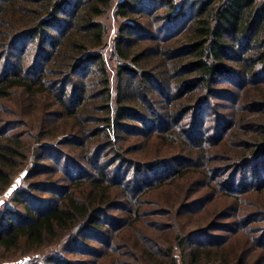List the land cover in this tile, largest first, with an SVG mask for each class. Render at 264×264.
I'll return each instance as SVG.
<instances>
[{"label": "trees", "instance_id": "obj_1", "mask_svg": "<svg viewBox=\"0 0 264 264\" xmlns=\"http://www.w3.org/2000/svg\"><path fill=\"white\" fill-rule=\"evenodd\" d=\"M141 1L119 2L118 14L124 19H131ZM164 1L170 9L164 13L165 20L172 24L175 35L169 38L147 37L146 33L137 36L138 30L147 32L148 29L137 23L136 19L124 21L119 28L115 52L121 61L117 68V105L114 107L111 77L101 50L105 45L107 27L98 19L112 6V0H79V5L75 0H0V62L19 42L28 38L36 40V44L30 48H34L35 52L40 51L45 60L37 77L31 75L34 67L27 71L22 59L20 67L11 73L0 70V112L17 114L13 107L10 109L16 100L21 105L28 104L32 110L29 115L31 129L40 127V134L36 135L8 132L9 127L0 133V193L11 184L19 170L22 164L18 163L20 157L28 158L27 154L31 152L39 160L45 159L43 150L46 146L42 140L49 134L47 132L58 130L61 126H65V133H68L67 130L74 132L67 142L83 147L84 158L88 162L94 148L92 138L89 137L94 133L100 135L102 141L96 148L117 146L110 132H115V140H120L123 117L130 110L136 113L137 109L132 103L138 97V91L132 93L129 87L137 78L141 79L144 97H148L150 91L157 89L158 85L171 88L170 108L162 116L165 119L159 128L168 121L180 126L179 122L185 114L191 111L196 113L191 126L194 129L190 132L179 129L182 135L188 137L180 139L181 142H173L179 144L176 147L178 152L174 154L176 156L163 157L158 154L149 161H141L130 167L136 174H142L135 181L134 194L129 192L123 179H111V182L104 168H94L96 174H85V170L76 168L80 170L81 176L74 177L75 173H71L69 179L74 181L75 189L83 186L82 182L89 181L90 187H87L84 195H78L73 189L70 194L63 195L55 207L45 212L35 213L30 205H26V221L19 224L9 221L10 231L0 235V248L11 250L19 245L37 248L55 242L63 235L72 236L74 240L82 237L85 230L91 229L98 231L101 234L100 241L110 247L106 251L108 253L99 256L100 260H105V263L100 264H132L124 259L134 258L131 251L121 253L118 248L120 244L115 241L116 236H109L111 228L117 232L120 227H127L136 231L132 234L142 235V248H138L142 253L136 252L139 264H233L234 261L238 264H251L245 260V248L230 245L232 237L229 243L219 242L222 236H208L207 241L194 240L199 235H207L209 229L190 231L175 221V215L180 217L194 205L188 202L198 189L194 181L186 182L191 173L188 168L210 170L206 162L209 160L206 149L213 142H207L199 126V109L201 104L217 93L216 83L220 76L236 75L239 78L243 88L237 103H243V110L253 117L242 115L234 121L221 123L222 128H218L216 136L212 137L218 142L215 146L223 148L230 137L239 138L237 132L244 128V124L254 126L251 124L254 123L253 114L260 112V121L255 122L259 135L255 131L250 139L239 138L240 145L235 156L242 157L237 162L240 170L245 164L264 160V0H189L190 16L185 13L187 5L179 7L177 11L174 0ZM68 14L72 15V20L64 23L65 19L60 15ZM50 28L59 31L58 37L54 36ZM135 34L138 38H134ZM47 42L50 49L45 47ZM88 64L92 65L88 69L89 74L93 73L100 78L96 83L99 89L94 94L89 93L84 78L78 82L73 81L70 87L58 88L60 82L68 84ZM174 87L175 94L172 93ZM73 90L79 91L74 96V104L68 103L65 96ZM53 107H56V111H53ZM38 112L42 114L39 121L34 118ZM63 118H72L73 121L62 124ZM208 119L202 120L201 125ZM49 122L54 124L51 129H47ZM231 129H237V132L227 139L223 133ZM164 130L167 135L177 134L175 128L167 127ZM27 135L29 138H25ZM167 135L162 138L169 139ZM55 136L57 133L53 132ZM35 139H39L38 142L41 140L40 144L34 145ZM189 146L195 153H182ZM117 153L119 159L125 160L118 150ZM73 158L68 157L69 161L76 159ZM230 158L233 157L219 152L217 161ZM260 168L256 170L254 166L253 178H262L259 176ZM233 179L235 177L225 181L220 188L237 190L236 183L231 181ZM244 179L248 180V177ZM166 184L169 186L159 191L161 193L153 194V199L143 200L146 194ZM115 188L119 189L118 194H114ZM121 197L130 201L128 222L125 219L122 225L124 219L120 217H109L108 221H102V213L119 204ZM148 204L158 206V211L154 213L155 225L149 229L145 228L148 224L142 213L143 206ZM163 204L171 209L163 207ZM200 208H204L203 203ZM195 212L193 214H198V210ZM216 214L217 218L221 216L222 219L227 213ZM169 216H173L175 223H166ZM163 230L167 231V238L160 241L157 235L165 232ZM110 238H113L114 245L112 242L109 245ZM114 249H117L116 254L121 256L120 259L111 256Z\"/></svg>", "mask_w": 264, "mask_h": 264}, {"label": "rangeland", "instance_id": "obj_2", "mask_svg": "<svg viewBox=\"0 0 264 264\" xmlns=\"http://www.w3.org/2000/svg\"><path fill=\"white\" fill-rule=\"evenodd\" d=\"M75 1L76 4L79 5V0ZM122 1L123 0H112V6L106 10L103 16L98 18L104 22L107 27L105 45L101 50L106 59L111 77L112 91L114 93L112 102L114 107L117 105V68L119 62L121 61L115 52V45L121 24L124 21L136 19L135 21H137V23L144 25V27L148 29L147 32L146 30H138L136 32L137 36L144 35L146 33L147 37L151 36L161 38L163 36L165 38H169L176 34L174 28L171 27L172 24L165 20L164 13L170 9L169 4L164 0H142L131 19H124L118 14L117 5ZM174 1L177 6V11L179 7L187 5L185 13L186 16H190L191 10L188 3L189 0ZM60 17L65 19L64 23L72 20L71 14H68L67 16L60 15ZM50 29L54 36L58 37L59 31L54 28ZM134 38H138L136 37V34L134 35ZM35 44L36 40H31V38H28L26 41L24 40L21 43L19 42L0 62V70H7L11 73L12 70L20 67L22 59L26 70H30L34 67L31 75L34 77L39 76L43 66L45 65V60H43L40 51L35 52L34 48H30ZM45 47L50 49L48 42ZM138 47L139 45L136 49H138ZM91 66V64L85 65L78 73L75 74L71 81H68V84L60 82L58 84V88L61 90L70 87L73 81L78 82V80L84 78L86 79L85 84L89 87V93L94 94L95 90L99 89V86L96 85V83L100 78L93 75V73L89 74L88 69ZM238 79L239 78H237L236 75L220 76L216 83L217 93L214 97L210 98L206 103H203L200 106L199 116L201 120L198 121L199 126L202 127L201 129L204 133V137L206 140L208 139L207 142H213V145L206 149V154L209 157V160L211 159V161H206L208 162V168L210 170L200 169L198 167L188 168V171L191 173L186 182L194 181L197 183L198 190L197 192H194L195 194L192 196V200L188 202L189 204L194 205L190 206V209L180 217L175 215V221L181 223L183 228L187 227L190 231L209 229L207 235H199L194 240L200 239L207 241L208 236H222L219 242L225 243L229 241L230 237H232L230 239V245L240 247L241 249L245 248L246 261L251 264L256 262L264 264V160L257 161L255 164H252V162L250 164H245L246 166L242 167L240 170L237 162H239L242 157L236 158L235 156L237 147L240 145V139H250L252 135H254L255 131L258 134V128L255 126V122L260 121V112H255V114H253L254 123L251 124H254V126H247V124H244V128H242L239 132H237V129H231L223 133L226 134L225 137L228 139L231 134L237 132V135H240V139L233 136L230 137L228 141L225 142V147L223 148L220 145L215 146V143L218 142H215L213 139V136H216L215 134L218 128H222L221 123H224L225 121H234L235 118H241L242 115H245L246 117H253L249 113L246 114V111L243 110V103H237V97L243 88L242 85H240L241 81H238ZM140 80V78H137L136 82L129 87L130 92L132 93H137L136 91H138V97L132 103L134 108L137 109L135 111L136 113L130 112V110L123 117V127L119 133L121 137L120 140H115L117 138L116 133L112 130L110 132L111 138L116 141L115 143H117V146H110L109 148L101 146L96 148L98 143L102 141L101 136L94 133L93 136L89 137V139L92 138L91 141L94 148L91 152L93 156L89 158L88 162L87 158H84L86 156L83 153V147L69 144V142H67V139L71 138L74 135V132L67 130L68 133H65V126H61L58 130L54 129L51 132H47L49 134H47V137L45 136L42 140V144L46 146L43 150L45 151L43 154L45 155L44 160H39L38 156L34 157L31 152L27 154L28 158H19L18 163H22L19 170L16 172L11 184L0 193V235L6 234L10 231L9 221L16 224L26 221L28 213L26 205H30L32 210H35V213H39L48 211L49 208L55 207V205L62 200L63 195L66 193L70 194L73 189L76 190L78 195L83 196L87 187H90L89 181L82 182L84 185L76 187L75 189L72 183L74 181L69 179L71 173H75L74 177H76V175L81 176L80 170H85V174H96L94 168H104L107 171L110 180L123 179L124 185L129 187L128 189L130 193H133L136 191L135 181L138 179V176L142 175L136 174L133 169L130 168L133 164H138V162L141 161H149L152 157H157L158 154H162L163 157L176 156L174 154H177L178 150H176V147L178 148L179 144H175L173 142H181L182 140L180 139L188 137L186 134L182 135L181 130L182 132H186V130L190 132L191 129H194L191 126L195 121L196 113L191 111L188 114H185L179 122L180 126H178V124L175 126L174 123L172 124L167 120V124L159 128L161 126L160 124H162L165 119L163 118L164 113L170 108L171 88H163L161 85H158L156 86L157 89L150 91L148 97H144ZM78 92L79 91L77 90H73L71 93L69 92L65 94L67 102L74 104V96H76ZM172 93H176L175 87ZM199 93L202 94V92ZM151 99H153V101ZM12 107L17 111V114H6L0 112V133L6 131V128L9 127L7 130L8 132L17 131L23 132L24 134H40L39 126L31 129L29 124V115L32 110H30L28 104L21 105L16 100L10 109ZM56 107L52 108L53 111H56ZM40 117H42V114L38 112L34 118L39 121L38 118ZM205 119L208 120L201 125L202 120ZM55 120L56 119L54 118L53 121ZM66 121L69 123L72 122L73 119L63 118L62 124H65ZM53 125V123L49 122L47 129H51ZM167 127L175 128L177 134L167 135L164 133V129ZM53 132H56L57 136L53 137ZM220 133L222 132H219V134ZM151 135L153 136L149 138ZM165 135H167L169 139L165 140V138H162ZM25 138H29V136L27 135ZM38 140L39 139H35L34 145L40 144L41 140L40 142H38ZM117 150L123 157H125V160L118 158ZM219 152H223L228 157H233L235 159H223L218 162L217 158ZM182 153L194 154L195 151L189 146L185 147V150ZM246 154H248V151ZM68 157L70 159L71 157L76 159L74 161H69ZM37 163H39L38 167H36ZM217 166H220V168L217 169ZM254 166L255 169H258L259 166L261 167V174L259 173V176L261 175L260 177L262 178H253ZM76 168H80V170ZM114 176H116V178H114ZM232 177H235V179L231 181L236 183L237 190L227 191L228 189L224 187L220 188L221 184L224 185L225 181L232 179ZM245 177H248V180H245ZM133 178L135 180H133ZM112 180L111 182H113ZM168 186L169 184H166L152 190V193H149L150 196H148L149 194H146L143 200L145 198L153 199V194L161 193L159 191ZM89 191L90 188L87 193ZM114 192V194H118L119 189L115 188ZM202 198L204 200H202ZM118 201L119 204L113 206V208H109V210H105V212L102 213V221H108L109 217H120V219H124L122 221V225L125 224V219L128 222V218L130 217L129 210L131 209L129 204L130 201L124 197H121ZM202 203L204 204V208L201 210L200 206ZM163 205V207L170 208L166 204ZM157 207L158 206H153L151 204L143 206L142 213L145 215L144 219L148 224L145 228L149 229L155 225L154 213L158 211ZM126 208H128V210H126ZM197 210L198 214H193L197 213L195 212ZM224 212L227 213L226 216H222V219L220 218L221 216L217 218L216 213L221 215ZM251 220H253V222H251ZM165 221L167 224L175 223L173 216H169ZM214 229L217 230L214 231ZM134 232H136L134 229L127 227H120L117 232H115L114 228H111L109 236H116L115 241L119 242L120 245L118 248L121 253L123 251H131L134 258H124L127 262L131 261L132 264H139L140 262L137 260L136 252L138 251L142 253V250L138 249L139 247L142 248V235L139 234L138 236L132 234ZM121 234L123 235L122 238L120 237ZM157 236L158 240L162 241L167 238V231L158 233ZM71 237L72 236L69 235H63L57 241L48 242L47 244L37 248H29L25 245H19L17 248L7 250L1 247L0 264L105 263V260H100L99 256L108 253L106 251L109 250L110 247L107 245L105 246L100 241L101 234L98 231L88 229L84 231L82 237H76L74 240L73 237ZM113 238H110L109 245L112 243V245H114L115 242H113ZM155 241L158 242L156 239ZM85 242L86 244H84ZM126 246L129 248L125 249ZM116 251L117 249L112 250L111 256H116L120 259L121 256L116 254ZM52 257L53 260L51 259ZM179 264L182 263L180 262ZM233 264H238V262L236 263L234 261Z\"/></svg>", "mask_w": 264, "mask_h": 264}]
</instances>
